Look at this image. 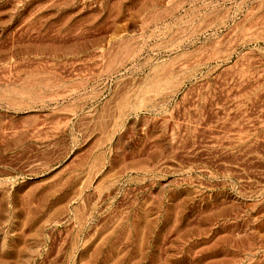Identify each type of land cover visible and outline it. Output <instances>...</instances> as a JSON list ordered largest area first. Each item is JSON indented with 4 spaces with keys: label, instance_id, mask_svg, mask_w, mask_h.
<instances>
[{
    "label": "rangeland",
    "instance_id": "obj_1",
    "mask_svg": "<svg viewBox=\"0 0 264 264\" xmlns=\"http://www.w3.org/2000/svg\"><path fill=\"white\" fill-rule=\"evenodd\" d=\"M0 264H264V0H0Z\"/></svg>",
    "mask_w": 264,
    "mask_h": 264
}]
</instances>
